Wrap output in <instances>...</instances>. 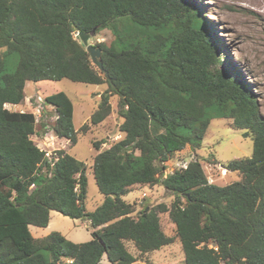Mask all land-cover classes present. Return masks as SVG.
Returning <instances> with one entry per match:
<instances>
[{
    "label": "trees",
    "instance_id": "obj_1",
    "mask_svg": "<svg viewBox=\"0 0 264 264\" xmlns=\"http://www.w3.org/2000/svg\"><path fill=\"white\" fill-rule=\"evenodd\" d=\"M199 7L190 0H0V264H133L178 239L184 264H264V116L258 97L236 68L223 65ZM140 25L128 48L96 43L99 70L75 34L109 27L116 19ZM129 36V38H131ZM17 54L14 70L7 58ZM225 66V67H224ZM105 84L91 113L93 125L117 98L120 137L97 150L91 169L102 202L85 207L86 163L63 149L45 155L32 140L36 116L11 110L27 81L44 79ZM54 134L77 142L73 104L63 91L46 95ZM213 116L229 117L252 140L249 156L223 164L239 176L225 185L208 181L201 161L163 176L165 161L200 146ZM159 184L173 197L136 209L122 199L133 185ZM87 220L91 238L73 242L59 231L33 236L50 211ZM168 213L174 233L159 215ZM131 242L137 254L127 248Z\"/></svg>",
    "mask_w": 264,
    "mask_h": 264
},
{
    "label": "rangeland",
    "instance_id": "obj_2",
    "mask_svg": "<svg viewBox=\"0 0 264 264\" xmlns=\"http://www.w3.org/2000/svg\"><path fill=\"white\" fill-rule=\"evenodd\" d=\"M198 6L206 24L207 31L213 36L217 50L221 55L223 65L227 68L238 69L249 82L257 95L260 112L264 116V0H190ZM115 27L118 34L125 38L119 43H114L116 30L106 27L98 33L91 35L89 42H104L114 44L116 48H128L140 38H132L140 25L130 18L116 19ZM129 36L131 38H129ZM76 37V36H75ZM17 54L7 58L5 71H12L17 63ZM224 66V67H225ZM105 84H91L72 81L67 78L59 80L44 79L40 81H27L24 86L25 99L16 110L31 111L36 116V134L31 135L32 140L42 150H48L49 155L58 149H63L75 158L86 163L87 194L85 207L92 211L103 200L94 180L91 161L97 150L93 147L94 141L105 140L101 148L108 146L120 137L119 124L121 119L117 115V98H110L112 112L100 123L91 124L89 118L100 102V94L105 89ZM63 91L73 104V124L75 129L84 124H90L86 131H79L77 142L71 144L66 138L55 137L51 127L56 119V113L51 105H44L46 95ZM50 134H44L45 132ZM244 130L235 127L229 117L213 116L203 135L201 144L196 149L187 145L184 149L175 152L171 159V166L177 160L198 159L209 182L225 185L239 178L236 172L227 171L223 164L228 160L249 156L252 151V140L243 135ZM170 164V163H169ZM142 192L145 195H142ZM142 196V197H141ZM123 200L135 203L136 209L146 205L164 203L169 205L173 197L159 184L133 185L130 191L121 196ZM160 223L166 234L174 233L168 213L159 215ZM87 220L72 219L57 211H50L49 222L46 228L30 225L33 236L39 237L59 231L73 242H85L91 238L92 228ZM133 254H137L131 242L126 243ZM142 260V261H141ZM134 264H184L181 243L176 239L173 243L154 250ZM101 264H109L106 256L101 259Z\"/></svg>",
    "mask_w": 264,
    "mask_h": 264
},
{
    "label": "water",
    "instance_id": "obj_3",
    "mask_svg": "<svg viewBox=\"0 0 264 264\" xmlns=\"http://www.w3.org/2000/svg\"><path fill=\"white\" fill-rule=\"evenodd\" d=\"M95 28H93L90 32H77L75 36L79 37L82 45L85 47L86 51L88 52L92 63L99 69L104 71L105 75L107 76V72L104 70L102 62L100 60L101 55V48L97 47L95 44L89 42L91 35L95 34ZM44 104V103H43Z\"/></svg>",
    "mask_w": 264,
    "mask_h": 264
},
{
    "label": "built area",
    "instance_id": "obj_4",
    "mask_svg": "<svg viewBox=\"0 0 264 264\" xmlns=\"http://www.w3.org/2000/svg\"><path fill=\"white\" fill-rule=\"evenodd\" d=\"M15 105V104H13ZM5 107L8 108V109H11V110H16V106H10L9 107V104H5ZM19 111H23V110H20ZM45 151V155L51 159L52 158V155L50 156L49 153H48V150H44ZM171 159V158H170ZM170 159H168L167 161H165V164H166V167L163 171V176L165 177L167 174H169L170 172H172L174 169H180V168H186L187 167V164H188V161L185 159V160H177V163H175V165H172L171 166V162H170ZM170 163V164H169ZM142 195H145V193L142 192ZM142 197V196H141Z\"/></svg>",
    "mask_w": 264,
    "mask_h": 264
},
{
    "label": "crops",
    "instance_id": "obj_5",
    "mask_svg": "<svg viewBox=\"0 0 264 264\" xmlns=\"http://www.w3.org/2000/svg\"><path fill=\"white\" fill-rule=\"evenodd\" d=\"M20 105H21V104H15V105H13V104H9V107H10V106H16V107H17V106H20ZM52 131H53V130H52ZM35 132H36V129H35ZM47 133L50 134V132H47V131H46L44 134H47ZM33 135H35L36 137H39L36 133H34ZM55 137L57 138L56 135H55ZM138 186H142V185H138ZM86 225H87V221H86ZM46 227H47V226H45V227H43V228H46ZM60 233H61V232H60ZM63 235H64V234H63ZM43 236H44V235H43ZM141 261H142V260H141ZM137 262H138V261H137ZM135 263H136V262H135ZM133 264H134V263H133Z\"/></svg>",
    "mask_w": 264,
    "mask_h": 264
},
{
    "label": "clouds",
    "instance_id": "obj_6",
    "mask_svg": "<svg viewBox=\"0 0 264 264\" xmlns=\"http://www.w3.org/2000/svg\"><path fill=\"white\" fill-rule=\"evenodd\" d=\"M44 103V102H43Z\"/></svg>",
    "mask_w": 264,
    "mask_h": 264
}]
</instances>
